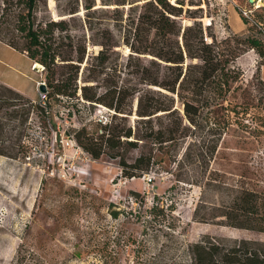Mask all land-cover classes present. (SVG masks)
I'll use <instances>...</instances> for the list:
<instances>
[{"label":"rangeland","instance_id":"rangeland-1","mask_svg":"<svg viewBox=\"0 0 264 264\" xmlns=\"http://www.w3.org/2000/svg\"><path fill=\"white\" fill-rule=\"evenodd\" d=\"M184 4L182 26L191 23L189 9L218 40L253 34L264 41V24H255L264 0ZM54 7L49 0L56 18ZM262 53L245 48L234 63L242 89L229 99L246 108L232 115L214 154L203 143L207 128L176 145L142 144L124 158L133 163L152 152L151 167L138 177H126L119 158L95 160L75 143L74 130L97 131L96 122L107 121L104 109L51 99L47 113L29 108L13 120L1 115L0 150L17 157L0 155V264H192L187 246L203 236L264 241V234L223 226L220 217L240 186L264 193ZM0 82L34 103L46 102L42 68L2 43ZM20 145L26 148L18 153Z\"/></svg>","mask_w":264,"mask_h":264},{"label":"trees","instance_id":"trees-1","mask_svg":"<svg viewBox=\"0 0 264 264\" xmlns=\"http://www.w3.org/2000/svg\"><path fill=\"white\" fill-rule=\"evenodd\" d=\"M54 1L56 18L49 0H0V43L39 64L46 88V102L34 103L0 83V117H23L29 108L47 113L51 99L104 109L109 118L96 122L97 131L84 125L73 139L95 160L119 158L129 178L151 167L152 152L124 159L142 144L176 145L207 128L203 143L214 154L232 115L246 108L229 99L242 89L234 63L245 48L263 55L264 41L253 34L218 40L189 9L191 23L182 26L184 0ZM256 16L255 24H264V15ZM0 155L17 157L3 149ZM220 217L225 227L264 234V193L240 186ZM187 250L192 264H264L260 240L203 236Z\"/></svg>","mask_w":264,"mask_h":264},{"label":"water","instance_id":"water-1","mask_svg":"<svg viewBox=\"0 0 264 264\" xmlns=\"http://www.w3.org/2000/svg\"><path fill=\"white\" fill-rule=\"evenodd\" d=\"M247 2L249 3V4H254V2H255V0H247ZM39 91L41 92V93H45V91H46V88H45V84H40V86H39Z\"/></svg>","mask_w":264,"mask_h":264},{"label":"bare ground","instance_id":"bare-ground-1","mask_svg":"<svg viewBox=\"0 0 264 264\" xmlns=\"http://www.w3.org/2000/svg\"><path fill=\"white\" fill-rule=\"evenodd\" d=\"M34 68H41V66L37 63H33Z\"/></svg>","mask_w":264,"mask_h":264},{"label":"crops","instance_id":"crops-1","mask_svg":"<svg viewBox=\"0 0 264 264\" xmlns=\"http://www.w3.org/2000/svg\"><path fill=\"white\" fill-rule=\"evenodd\" d=\"M22 56H24V55H22ZM0 83H2V82H0ZM2 84H4V83H2ZM6 85V84H5ZM6 86H8V85H6ZM8 87H10V86H8ZM12 89H14L15 91H18L17 89H15V88H12ZM19 93H21L20 91H18ZM21 94H23V93H21ZM24 95V94H23Z\"/></svg>","mask_w":264,"mask_h":264},{"label":"built area","instance_id":"built-area-1","mask_svg":"<svg viewBox=\"0 0 264 264\" xmlns=\"http://www.w3.org/2000/svg\"><path fill=\"white\" fill-rule=\"evenodd\" d=\"M244 15L247 17L248 15L246 13H244Z\"/></svg>","mask_w":264,"mask_h":264}]
</instances>
